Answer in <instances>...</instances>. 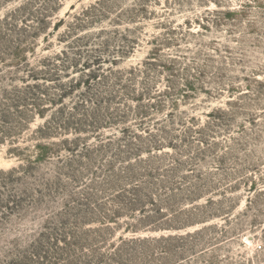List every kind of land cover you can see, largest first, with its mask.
I'll list each match as a JSON object with an SVG mask.
<instances>
[{
	"label": "rangeland",
	"instance_id": "1",
	"mask_svg": "<svg viewBox=\"0 0 264 264\" xmlns=\"http://www.w3.org/2000/svg\"><path fill=\"white\" fill-rule=\"evenodd\" d=\"M130 138L181 190L150 219L100 183ZM76 220L96 264H264V0H0V264H69Z\"/></svg>",
	"mask_w": 264,
	"mask_h": 264
},
{
	"label": "trees",
	"instance_id": "2",
	"mask_svg": "<svg viewBox=\"0 0 264 264\" xmlns=\"http://www.w3.org/2000/svg\"><path fill=\"white\" fill-rule=\"evenodd\" d=\"M186 85V84H185ZM187 86V85H186ZM136 138H130L128 140H124L123 143L116 146V152L113 155L115 161L119 164H122L118 167V170L115 172L114 169H111L109 174L105 179L102 178L100 183L108 184V186H117L118 189L114 194L116 207L120 210L128 211L141 215V218L150 219L157 214H160L167 208L163 205H166L168 202L170 203L173 197H176L178 193L181 191L179 184L171 182L169 179L170 173L173 168L169 167V163H166L165 159L162 156L156 154L162 150V147L165 139L154 140L153 142H139L136 143ZM109 142L111 139L108 140ZM102 147H105L106 144L99 141ZM111 147V142L107 143ZM89 147L85 148V152H89ZM65 150L70 151V149L66 148ZM86 155V154H84ZM146 158H143V156ZM47 157V151L41 152L38 156V159H43ZM58 156L57 158H59ZM67 158H65V161ZM72 161V159H69ZM110 163V162H109ZM113 166V165H112ZM98 181H94L91 184L97 183ZM90 184H85V187ZM88 201V207L93 203L94 200L92 196L85 197ZM91 213H93L90 208ZM110 211V209H108ZM118 210H111L112 215H116ZM108 215V214H103ZM106 219H111V217H105ZM101 224L103 222L99 220ZM72 228H68L71 231L64 230L63 239L57 238L58 242H61L65 245L66 255H69L66 259L69 260V264H75L72 258L79 257V253L83 258L90 259L81 260L78 259V263L76 264H96V263H104L103 255L98 256L100 248L98 244H102L106 241V234L104 233V226L99 227L95 230H88V233L85 236L79 237L80 234V226L78 220L71 223ZM82 233V231H81ZM84 239L85 241L90 240L93 243L89 244V247H85V244L78 245V239ZM69 239V240H68ZM164 238L160 239H134L131 238L129 240H119V244L115 245L112 250H114V254L126 251L125 248H129L131 250L132 246H138L143 242L147 243H156L160 240L163 241ZM83 242V241H81ZM74 248V249H73ZM83 248V250H81ZM86 251H89L91 255H88ZM142 256L144 255L141 253ZM113 255V254H111ZM110 260L113 261L111 258ZM137 258L133 259V262L138 263Z\"/></svg>",
	"mask_w": 264,
	"mask_h": 264
}]
</instances>
